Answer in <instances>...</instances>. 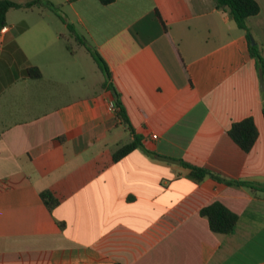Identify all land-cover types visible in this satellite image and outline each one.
Listing matches in <instances>:
<instances>
[{
  "label": "crops",
  "instance_id": "1",
  "mask_svg": "<svg viewBox=\"0 0 264 264\" xmlns=\"http://www.w3.org/2000/svg\"><path fill=\"white\" fill-rule=\"evenodd\" d=\"M51 1L9 9L0 28V264H264V191L181 165L264 186V71L245 32L214 0ZM89 49L110 72L92 91ZM107 85L142 143L117 161L132 137ZM247 117L243 151L228 130ZM215 201L237 215L228 233L200 214Z\"/></svg>",
  "mask_w": 264,
  "mask_h": 264
},
{
  "label": "trees",
  "instance_id": "2",
  "mask_svg": "<svg viewBox=\"0 0 264 264\" xmlns=\"http://www.w3.org/2000/svg\"><path fill=\"white\" fill-rule=\"evenodd\" d=\"M99 1L102 4H109L113 0ZM36 2H40V0H31L26 3H18L13 0H0V28L6 23V13L9 9H19L23 7L33 6ZM214 2L217 9L221 10L222 12L228 13L232 17L238 28L245 32L249 42L250 55L256 60L259 69L263 72V58L258 46L256 44H251V32L247 23L248 17L259 12L260 7L258 2L256 0H214ZM69 31H71L72 35H74L73 38L76 42L84 44L82 38L76 35L72 25H69ZM89 51L96 61L99 69L104 74L105 80H108L110 78V72L105 61L96 50L89 49ZM27 72L33 77H38L40 74L38 68L36 67L27 69ZM107 86L111 88L113 92V105L115 114L122 120V122L128 125L130 135L132 137L131 141L120 145L113 152L112 160L117 161L133 149L141 147L142 143L141 136L135 133V131L128 124L125 110L121 104L118 93L115 90L114 86ZM228 135L243 151H249L257 137V128L253 119L251 117H247L240 121L233 122L228 130ZM181 165L189 169V177H191L195 181H201L204 177L209 176L215 180L224 182L227 185L242 186L252 190L260 189L264 191V186L262 185H257L252 182L242 180H226L205 167L195 166L184 161H181ZM40 195L49 209H52L55 205H57L58 200L51 194L50 191L44 190L40 193ZM200 214L207 218L209 228L213 232L220 234L230 232L237 221V215L218 201L202 207L200 209Z\"/></svg>",
  "mask_w": 264,
  "mask_h": 264
},
{
  "label": "rangeland",
  "instance_id": "3",
  "mask_svg": "<svg viewBox=\"0 0 264 264\" xmlns=\"http://www.w3.org/2000/svg\"><path fill=\"white\" fill-rule=\"evenodd\" d=\"M43 2H44V6H47L48 8H51V9H53L54 11H56V9L57 8H59L60 6H58L57 4H55V3H53V1H51V0H43ZM49 13V15L54 19L55 18V16H53V14L52 13H50V12H48ZM56 22L58 23V25H60V23H59V21H58V18H56ZM83 55H84V53L82 52V54H81V58L83 57ZM92 59L90 58V65H92V67H94V70H95V72L93 73V76L90 74V75H88L87 77H88V82H89V84H88V90L89 91H92L93 90V88H96L97 87V83H98V81L100 80V72H102V71H100L99 69H98V66L97 65H95L92 61H91ZM97 64V63H96ZM81 66H84L85 67V69H86V71L88 72L89 71V67L85 64V63H83L82 61H81ZM95 66H97V67H95ZM91 70V69H90Z\"/></svg>",
  "mask_w": 264,
  "mask_h": 264
},
{
  "label": "water",
  "instance_id": "4",
  "mask_svg": "<svg viewBox=\"0 0 264 264\" xmlns=\"http://www.w3.org/2000/svg\"><path fill=\"white\" fill-rule=\"evenodd\" d=\"M250 41H251V44L254 45L255 44V41L253 39V37L250 36ZM260 82H261V87H262V84H263V76L260 74ZM158 157L162 158V159H166V160H169V161H177V160H172V159H169V158H165L161 155H157Z\"/></svg>",
  "mask_w": 264,
  "mask_h": 264
},
{
  "label": "built area",
  "instance_id": "5",
  "mask_svg": "<svg viewBox=\"0 0 264 264\" xmlns=\"http://www.w3.org/2000/svg\"><path fill=\"white\" fill-rule=\"evenodd\" d=\"M1 30H2V31L6 30V27H5V26L2 27ZM111 106H112V108L114 109V105L112 104ZM156 137H157L156 134H153V135H152V138H156Z\"/></svg>",
  "mask_w": 264,
  "mask_h": 264
}]
</instances>
